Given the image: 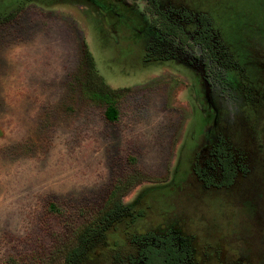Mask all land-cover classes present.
Here are the masks:
<instances>
[{"label": "rangeland", "instance_id": "374dc122", "mask_svg": "<svg viewBox=\"0 0 264 264\" xmlns=\"http://www.w3.org/2000/svg\"><path fill=\"white\" fill-rule=\"evenodd\" d=\"M171 6L185 14L186 31L196 29L195 11L213 18L222 37L214 80L234 78L229 71L240 63L243 37L264 23V0ZM122 32L85 0H0V264H63L54 237L67 234L82 209L93 213L125 175L131 184L121 206L102 208L114 212L95 224L106 254L98 264L111 250L122 252L132 234L144 235L139 247L174 252L173 261H163L161 249L159 264H264V109L239 106L243 139L234 138L229 152L242 165L232 184L201 186L196 143L210 117L205 101L217 98L207 82L198 85L201 61L194 69L181 57L148 59ZM252 42L259 62L258 40ZM96 75L118 91L113 122L82 94L100 83ZM49 201L58 213L47 209ZM125 209L133 220L111 221Z\"/></svg>", "mask_w": 264, "mask_h": 264}, {"label": "flooded vegetation", "instance_id": "af4514ba", "mask_svg": "<svg viewBox=\"0 0 264 264\" xmlns=\"http://www.w3.org/2000/svg\"><path fill=\"white\" fill-rule=\"evenodd\" d=\"M85 1L95 7L100 16L102 13L103 18L111 27H116L118 31H123L122 35H128L130 39L140 43L142 51L148 59H163L170 63V60L173 61V59L181 61V57L192 67V64H195L194 69L197 65L196 58L201 61L202 70L197 71L198 85L207 82L210 96H212L211 90H214L217 98L209 103L205 101L210 117L203 125L202 136L196 143L198 150L194 161L197 169L194 172L197 182L201 186L214 184L218 187H229L238 170L236 168L242 165H234L233 156L229 152V143L234 138L243 139L241 128L245 116L239 114V106L242 103L241 106L244 104L251 108L264 109V57H262L264 56V23L255 24V26L262 25V27L256 26L252 33L243 37V44L246 45L243 47V53L239 54L240 63H235L236 68L229 71L231 75L232 71L235 72V77L222 78L225 83H220L214 80L216 76L213 73L215 75L217 73V46L219 37L220 40L222 37L220 29L216 26L217 23L209 14L205 15L201 11H195L196 29L186 31L185 14L180 9L177 11L171 9V0ZM252 38L258 40L256 44L261 53L259 62L257 57L252 56V52H254ZM195 48H198V52L195 51ZM227 50L230 51V48ZM231 51L228 52L231 56L228 64L224 62L225 67L234 65L230 62L233 60ZM218 105L222 111L220 113ZM231 109L234 110V114L229 113ZM250 113L253 112L246 114L248 118ZM229 121H233V123L230 125ZM259 123L262 124L261 121ZM262 125L264 128V123ZM255 126L259 127L258 122ZM248 129L250 130L249 127H246L245 130ZM255 131L256 129L250 130L251 133H255ZM133 246L137 247L139 244L134 243ZM137 255L141 257L140 260L143 263L159 264L160 254L150 257L149 262L142 254L137 252ZM165 260L164 258L163 261Z\"/></svg>", "mask_w": 264, "mask_h": 264}, {"label": "trees", "instance_id": "16d2710c", "mask_svg": "<svg viewBox=\"0 0 264 264\" xmlns=\"http://www.w3.org/2000/svg\"><path fill=\"white\" fill-rule=\"evenodd\" d=\"M82 60V62H81ZM79 67L81 68L84 66L83 59L81 58ZM83 69V68H81ZM91 70V68H90ZM82 73V71H81ZM97 79L100 80L99 84L96 85L94 88H88L84 87L82 90V94L84 97L92 101L96 104H99L102 107V116L103 118L108 122H113L118 117V110L116 106V97L118 95L117 90L111 89L109 86L105 85L101 82V79L96 75ZM81 76L80 74L76 73V81L79 83L81 82ZM81 88V87H80ZM82 89V88H81ZM132 161V158L129 159V161ZM133 162V161H132ZM128 176V175H127ZM127 176H122L116 179V181L111 185L107 193L104 195V200L102 202V205L93 212H89V217H87L84 213L85 211L82 209L81 213H78L79 217L81 218L80 221L75 222V218L71 220L69 227L67 225V234L60 233L57 236L54 237L55 241L53 243V253H58V260H60V263L63 264H98L99 261L102 260V258L106 254H103V251L101 250V245L103 244L102 241H104V233L103 228L97 227L98 232H96L95 224L101 223V220L105 218L108 214H112L114 212L115 207L121 206L120 203V196L121 194L127 189V186L131 183H128ZM127 181V182H126ZM128 184V185H127ZM113 206L111 210L103 211L101 212V209L104 207ZM47 209L50 211H54L55 213H58L59 211L57 206L52 202L49 201L47 203ZM88 210V209H87ZM128 218L129 220H133L136 215H134L130 210L125 209L124 213H121L120 215H117L114 219H111V221L119 220L122 217ZM116 221V222H117ZM144 237V235L137 234V235H130V237L127 239L128 245H126V248H123L122 252H117L115 250H111L108 254V259L106 260L105 264H146L141 261V257L138 255H134L135 252H138L145 256L146 260L148 261L150 257L154 256L155 254H159L162 252L161 249L164 250V258L166 261H173L172 256H174V252L170 250L167 245H141L140 247H134L133 244L135 243H144V241H141V239ZM103 246V245H102ZM104 247V246H103ZM140 248V249H138ZM138 249V250H137ZM137 250V251H135ZM170 251V254H169ZM145 260V261H146ZM36 259H32V261L27 262V264H38L36 262ZM103 261V260H102ZM150 261V260H149ZM148 261V262H149ZM6 264H26V263H17L13 259H9L6 261Z\"/></svg>", "mask_w": 264, "mask_h": 264}]
</instances>
